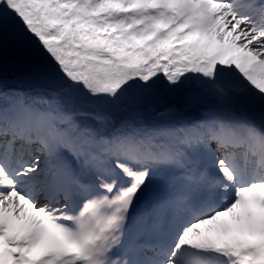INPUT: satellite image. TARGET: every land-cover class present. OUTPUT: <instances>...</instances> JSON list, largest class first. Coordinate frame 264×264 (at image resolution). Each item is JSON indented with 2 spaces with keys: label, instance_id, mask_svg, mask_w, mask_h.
<instances>
[{
  "label": "snow or ice",
  "instance_id": "1",
  "mask_svg": "<svg viewBox=\"0 0 264 264\" xmlns=\"http://www.w3.org/2000/svg\"><path fill=\"white\" fill-rule=\"evenodd\" d=\"M0 264H264V0H0Z\"/></svg>",
  "mask_w": 264,
  "mask_h": 264
},
{
  "label": "trees",
  "instance_id": "2",
  "mask_svg": "<svg viewBox=\"0 0 264 264\" xmlns=\"http://www.w3.org/2000/svg\"><path fill=\"white\" fill-rule=\"evenodd\" d=\"M165 101H161L159 107V111L162 112L164 111V106H165ZM154 117H158V112H152L149 114V118H154Z\"/></svg>",
  "mask_w": 264,
  "mask_h": 264
}]
</instances>
